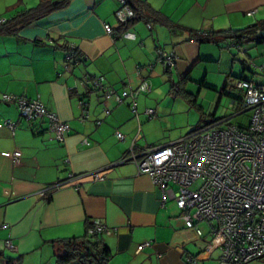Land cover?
Returning <instances> with one entry per match:
<instances>
[{"label": "crops", "instance_id": "0c3cea01", "mask_svg": "<svg viewBox=\"0 0 264 264\" xmlns=\"http://www.w3.org/2000/svg\"><path fill=\"white\" fill-rule=\"evenodd\" d=\"M39 1L0 0V18ZM139 1L170 24L152 20L148 28L145 20H138L123 26L114 14L118 0H67L17 34L0 35V264H56L55 241L84 234L88 222L108 229L99 238L110 250L109 264H185L187 257H194V264H218L219 249L207 248V223H198L202 234L197 235L185 226L174 198L163 200L161 187L148 174L138 173L132 161L116 163L131 152L140 157L149 147L180 139L204 123L232 124L234 116L248 111L243 109V91L233 88L232 80L264 84V41L245 40L237 48L231 38L200 40L198 32L262 22L264 0ZM249 11L253 13L247 15ZM106 23L114 34L105 31ZM67 46L78 48L84 57L68 71ZM158 49L175 55L173 67L157 61ZM84 76L100 77L118 92L136 87L142 78L150 90L136 97V113L129 101L110 99L106 115L101 91H86ZM178 81L179 91L171 87ZM4 93L38 98L69 124L63 141L54 139L45 118L21 117L13 102L2 101ZM182 105L195 108L201 117L193 129L172 135L165 123L167 112L175 113ZM145 108L155 109V124L164 132L154 139L141 129ZM140 131L143 136L137 141ZM14 151L21 153L16 160ZM91 171H102L106 179L86 176L78 180V189L66 185L49 197L39 194L68 173ZM247 264H264V259Z\"/></svg>", "mask_w": 264, "mask_h": 264}, {"label": "built area", "instance_id": "2783aa9c", "mask_svg": "<svg viewBox=\"0 0 264 264\" xmlns=\"http://www.w3.org/2000/svg\"><path fill=\"white\" fill-rule=\"evenodd\" d=\"M118 1L119 7L114 13L117 21L124 23L134 18V11L126 1ZM252 13L249 11L247 15ZM5 20L0 18V22ZM104 29L108 34H114L108 23L104 24ZM242 44L233 41L232 45L240 48ZM69 47L65 53L66 71L80 62L74 57L72 46ZM157 61L171 68L176 57L159 49ZM140 71L141 67H138L136 73L139 76ZM232 83L243 91V109L251 111L247 126L223 124L224 121L203 124L180 139L145 149L140 157L131 152L116 164L129 160L135 164L138 173L148 174L153 183L161 187L163 200L174 198L185 226L197 235L202 234L198 223H207L211 232L207 248L219 249L218 264H247L264 259V84L246 79H233ZM82 84L86 91H101L106 115L110 113L106 106L110 99L117 104L129 101L131 111L136 113V97L150 90L148 82L142 78L136 87L120 92L105 86L100 77L84 76ZM1 99L6 103L13 102L23 118H45L58 142L63 141L70 130L69 124L49 111L38 98L4 93ZM81 105L87 116L85 102L81 101ZM144 115L150 120L157 113L153 108H145ZM6 124L14 128L13 122L7 120ZM117 136L123 138L120 132ZM20 154L14 151L13 159H18ZM86 176L92 181L106 179L102 171L68 173L65 179L45 185L39 194L49 197L54 190L66 185L78 189V180ZM169 185H175L177 190L174 192ZM104 232L108 229L99 222H94L88 230L89 234ZM148 245L149 242L138 245L137 251ZM5 246L14 249L9 241ZM195 262L194 257H187L185 264Z\"/></svg>", "mask_w": 264, "mask_h": 264}, {"label": "trees", "instance_id": "16d2710c", "mask_svg": "<svg viewBox=\"0 0 264 264\" xmlns=\"http://www.w3.org/2000/svg\"><path fill=\"white\" fill-rule=\"evenodd\" d=\"M125 1L134 11L135 17L127 20L124 23L122 22L123 26L129 25L138 20H145L147 25L149 24L150 26L148 28H151L149 22L152 20L161 24H170V21L167 18L162 16L159 12L150 9L147 5L144 4V2H141L139 0ZM66 2L67 0H63L57 4H53L52 0H40L35 7L17 12L10 18H6L4 22H0V35L17 34V32L22 27L46 16L55 8L65 5ZM263 31L264 21L251 24L248 27L242 29H229L226 31H204V36L201 32H198V34L200 40H218L220 38H231L233 39L231 43L232 45L233 41L235 43L243 42L245 40L254 41L256 43L262 42L264 41ZM68 49H70L69 46L66 47V50ZM72 50L74 51V57L77 60H84V57L82 56L78 48L72 46ZM180 84L181 82L178 81V83H173L171 87L179 91L182 90ZM232 86L233 88H235L233 83ZM216 121L217 120H214L209 123H213ZM199 127L200 126H197L193 130ZM91 227L92 223L88 222L84 234L55 241V243L57 244L54 245L56 264H70L72 262H76L77 264H109L110 250L101 240V238H99L100 235L88 233V230Z\"/></svg>", "mask_w": 264, "mask_h": 264}, {"label": "rangeland", "instance_id": "374dc122", "mask_svg": "<svg viewBox=\"0 0 264 264\" xmlns=\"http://www.w3.org/2000/svg\"><path fill=\"white\" fill-rule=\"evenodd\" d=\"M169 99H171V96L167 98L168 101ZM178 110L179 111L176 110L175 113L173 110L167 112L168 116L166 117L165 123L171 129L170 131L172 135H175L178 133L184 134L191 128L193 129L197 125V123H199V119L201 117V113L195 108L190 109L187 106L182 105L179 107ZM220 112L221 110L219 111V115L221 114ZM250 116H251V111L248 110L244 112L243 114L234 116L231 119L230 123L236 124V125L243 124L245 126L248 123ZM207 118L208 116L206 115L204 119L206 120ZM145 119L141 123V129L144 128L143 131L146 133L149 139H154L164 133L162 131V128L158 124H155L156 118L152 120H145ZM175 120L176 122H174ZM142 136H143L142 131L138 132L137 141L141 140Z\"/></svg>", "mask_w": 264, "mask_h": 264}]
</instances>
